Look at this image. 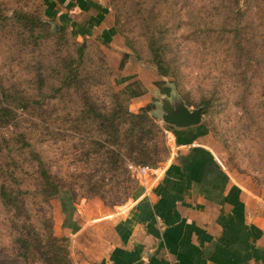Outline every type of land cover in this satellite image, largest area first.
<instances>
[{
	"label": "rangeland",
	"instance_id": "374dc122",
	"mask_svg": "<svg viewBox=\"0 0 264 264\" xmlns=\"http://www.w3.org/2000/svg\"><path fill=\"white\" fill-rule=\"evenodd\" d=\"M104 3L118 33L113 45L97 34L77 37L74 27L49 20L43 0H0V186L14 194L7 204L0 198V264L80 258L75 237L62 225L59 193L52 196L43 184L42 167L60 189H69L88 219L132 200L142 184L130 166L161 167L169 160L174 126L161 117L157 89L143 126L166 148L161 161L140 162L124 147V111L133 112L123 94L127 75L169 87L173 105L202 107V141L264 209V0ZM152 48L161 51L168 75H158ZM80 54L77 78L64 83L74 66L67 67L69 60ZM95 112H121L116 142ZM111 151L119 152L115 161Z\"/></svg>",
	"mask_w": 264,
	"mask_h": 264
},
{
	"label": "crops",
	"instance_id": "0c3cea01",
	"mask_svg": "<svg viewBox=\"0 0 264 264\" xmlns=\"http://www.w3.org/2000/svg\"><path fill=\"white\" fill-rule=\"evenodd\" d=\"M43 3L44 14L74 27L77 37L97 34L106 44L117 42L118 33L110 34L115 26L104 0ZM136 77L140 81H133L144 92L130 98L133 112L162 93L156 81L150 86ZM133 78L127 75L123 83ZM204 131L201 123L173 127L169 160L125 205L103 207L88 220L74 198L61 192L62 225L81 254H74L73 264H264V209L232 180L202 141Z\"/></svg>",
	"mask_w": 264,
	"mask_h": 264
},
{
	"label": "trees",
	"instance_id": "16d2710c",
	"mask_svg": "<svg viewBox=\"0 0 264 264\" xmlns=\"http://www.w3.org/2000/svg\"><path fill=\"white\" fill-rule=\"evenodd\" d=\"M137 14L141 12L140 9H138ZM239 13H243L240 11H237ZM51 20V17L49 18ZM66 24L61 25L64 27ZM117 32V29L115 28L114 30H111L110 34H114ZM74 35V33H72ZM102 43H104L102 40H100ZM84 45H81L79 47L80 53H83ZM153 57H151V62L155 64L156 70L159 76L164 77L165 75L169 74V70L171 71V68L167 65L164 64L163 58L161 55V51L159 49H153ZM159 50V51H158ZM82 60V54L79 55V57L74 60H69L67 67H70L72 64L74 65L70 71L67 73L65 72L64 75L66 78L63 80L64 83L69 84L70 82L74 81L77 78V68L79 67V64L81 63ZM123 65V62L120 63L119 67L121 68ZM67 70V69H65ZM126 79H123V81ZM264 81V80H263ZM264 83V82H263ZM139 85L140 90L135 91L134 87ZM156 85H158V82H156ZM162 93H169L170 88L165 87V88H160ZM144 92L142 85L138 81H133L126 85L123 89V94L126 96L128 100L130 98L136 97ZM264 95V93L262 94ZM264 103V100L262 101ZM261 103H253L252 107L255 106L256 108L260 107ZM147 109L141 108L138 113L136 112H131L129 110L124 111V118L123 122L128 123V127L125 129V135H124V147H127V153L131 156L133 152H135L138 155V159L140 162H144L147 159H155L158 161H161L162 155L165 151L164 145L162 146L161 141L157 138V136H153L152 133H150L143 124H146L147 122L150 121V118L147 115ZM256 114L259 112L255 111ZM121 112L118 113H111L110 116L102 115L100 113L95 112V118L96 119H102L104 122L100 123L99 125L104 129V132L108 135L110 139H112L114 142L118 140V122L115 123V121L119 118V115ZM262 115V113H261ZM173 131V128L171 129ZM122 145V144H121ZM119 152L118 151H111V157L114 158V161L116 160V157L118 156ZM155 162V161H154ZM115 169H118V165H114L113 167L110 168V170L115 171ZM51 175L45 168H41V179L43 181V184L49 185V192L50 194L55 195L56 193L59 195L61 192L66 193L68 192L69 189L62 190L56 185L52 180L49 179ZM13 190L12 189H7L5 185L0 186V198L4 201L5 204L11 202L13 200ZM73 198V196H72ZM29 233V232H28ZM18 241L22 242L23 244H26L28 240H23L20 238H17ZM57 239H55L56 241ZM41 241V239H40ZM23 254V253H22ZM71 263V262H70Z\"/></svg>",
	"mask_w": 264,
	"mask_h": 264
},
{
	"label": "water",
	"instance_id": "95a60500",
	"mask_svg": "<svg viewBox=\"0 0 264 264\" xmlns=\"http://www.w3.org/2000/svg\"><path fill=\"white\" fill-rule=\"evenodd\" d=\"M170 92L168 94L160 93L158 95V98L162 103L161 117L163 121L173 125L175 128H187L200 124L204 115L202 107L189 109L183 104L173 105L167 99V95H169Z\"/></svg>",
	"mask_w": 264,
	"mask_h": 264
},
{
	"label": "built area",
	"instance_id": "2783aa9c",
	"mask_svg": "<svg viewBox=\"0 0 264 264\" xmlns=\"http://www.w3.org/2000/svg\"><path fill=\"white\" fill-rule=\"evenodd\" d=\"M133 173L140 183H144L151 176H156L161 167L149 165H132L130 166Z\"/></svg>",
	"mask_w": 264,
	"mask_h": 264
}]
</instances>
